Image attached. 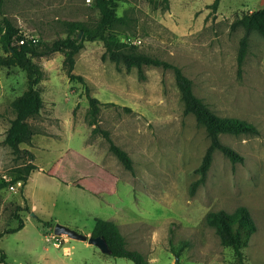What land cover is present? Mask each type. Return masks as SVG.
I'll list each match as a JSON object with an SVG mask.
<instances>
[{
  "label": "rangeland",
  "instance_id": "1",
  "mask_svg": "<svg viewBox=\"0 0 264 264\" xmlns=\"http://www.w3.org/2000/svg\"><path fill=\"white\" fill-rule=\"evenodd\" d=\"M214 1L170 0L165 9L161 0H118L117 14L126 17L118 30L140 40L141 52L179 66L214 112L258 128L256 135H221L244 161L232 163L216 150L205 182L195 186L210 139L195 116L184 113L173 70L145 66L142 73L128 72L103 60L102 41H85L74 72L100 100V127L132 158L129 171L105 138L92 132L84 87L69 79L63 53L34 57L44 70L39 84L44 105L29 119L36 130L32 142L20 148L34 154L38 168L25 185L18 181L0 190V233L16 227L19 217L25 224L0 238V255L6 253L8 264H135L54 234V226L62 224L92 235L97 218L114 222L127 247L148 264H234L233 250L222 245L205 218L240 206L257 225L244 250L246 262L264 264V37L251 33L239 75L244 30L231 28L264 0H221L213 12ZM94 2L4 0L0 19L6 16L21 33L52 43L67 36V22L96 21ZM27 85L25 71L0 67V182L14 179V169L29 161L4 142L14 118L12 101Z\"/></svg>",
  "mask_w": 264,
  "mask_h": 264
},
{
  "label": "trees",
  "instance_id": "2",
  "mask_svg": "<svg viewBox=\"0 0 264 264\" xmlns=\"http://www.w3.org/2000/svg\"><path fill=\"white\" fill-rule=\"evenodd\" d=\"M118 0H95L94 6L98 10V18L92 24L84 22H67V36L56 39L52 43H42L40 40L34 44L27 39L24 44H20L23 38L21 30L6 16L0 19V45L4 54L0 55V67H19L26 72L27 89L16 99L12 101L14 118L6 132L4 142L8 145L14 154L26 153L29 157L28 163H25L14 169V179L0 182V190L22 181L26 184L32 172L37 170V165L33 164L34 154L30 150H22V143H31L36 134L35 128L29 119L35 118L41 113L44 102L39 84L44 79V70L33 61L34 57L47 55L54 52H60L64 55L63 65L69 79L72 82H78L83 85L85 94L89 102L87 111L88 124L93 127L94 134L100 133L109 144L110 151L117 157L123 166L133 171V161L126 150L117 145L107 130H103L99 124V113L101 102L97 97L90 93V87L87 80L74 72L76 55L83 49L85 41H95L99 39L104 46L103 60L109 59L115 61L117 65H123L126 71L130 72L137 69L142 73L145 66L163 67L172 69L175 75L176 85L180 91L181 99L184 104V113L193 114L199 125L203 126L210 139V145L202 159L201 164L196 169L200 174L198 181L194 185L204 183L207 173L213 161V154L216 150L221 151L232 163L243 162L244 157L232 147L225 145L221 141V135H256L258 128L251 122L237 117H223L214 112L208 104L199 98L193 87V81L183 70L166 60L143 53L138 45L128 43L129 37L123 36L118 30V26L125 24L126 17L117 14ZM170 0H161L165 9L169 8ZM221 0H215L209 7L215 12ZM4 0H0V10L3 7ZM233 30L242 28L244 35L240 40V47L237 57L238 74L241 75L242 66L246 57L251 33L258 32L264 37V6L246 12L237 18L232 24ZM82 31V37L79 40L78 34ZM75 178V176H74ZM79 187L83 185L74 181ZM206 222L209 226L215 228L217 235L223 246L229 247L234 253V264H247L244 250L249 245L251 237L257 231V225L249 209L240 206L233 212L226 211L210 212L206 215ZM19 224L0 233V238L5 234L16 233L24 228V220L18 218ZM48 226V222H44ZM103 236L110 249L111 256L125 258L133 261L135 264H148L145 256L136 250L127 247L125 237L120 232L119 227L112 221L97 218L92 236ZM176 252L180 255L182 248ZM7 255L1 251L0 264L6 262Z\"/></svg>",
  "mask_w": 264,
  "mask_h": 264
},
{
  "label": "water",
  "instance_id": "3",
  "mask_svg": "<svg viewBox=\"0 0 264 264\" xmlns=\"http://www.w3.org/2000/svg\"><path fill=\"white\" fill-rule=\"evenodd\" d=\"M81 37H82V31L79 32L78 39L80 40ZM54 234L56 236L66 235L71 239L87 242L89 245L98 247L101 250V252L104 254H108V255L112 254V250L110 249L106 239L101 235L99 236L86 235L62 224H56L54 226ZM176 260H178V258H176Z\"/></svg>",
  "mask_w": 264,
  "mask_h": 264
},
{
  "label": "built area",
  "instance_id": "4",
  "mask_svg": "<svg viewBox=\"0 0 264 264\" xmlns=\"http://www.w3.org/2000/svg\"><path fill=\"white\" fill-rule=\"evenodd\" d=\"M88 2H90V0H88ZM23 35H24L23 38L19 41L20 44H24L27 39L31 40L34 44H37L38 41H39V38H37L34 35H28L26 33L23 34ZM127 42L128 43H131V44H136L137 45V43H140V40L133 39V38H128Z\"/></svg>",
  "mask_w": 264,
  "mask_h": 264
}]
</instances>
